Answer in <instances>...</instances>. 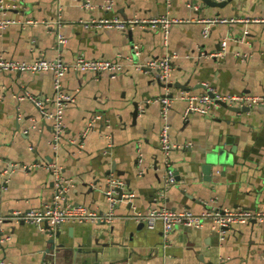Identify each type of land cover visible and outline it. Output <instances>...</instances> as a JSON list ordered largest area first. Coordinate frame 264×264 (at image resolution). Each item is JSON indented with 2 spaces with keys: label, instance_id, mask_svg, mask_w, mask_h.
Here are the masks:
<instances>
[{
  "label": "crops",
  "instance_id": "0c3cea01",
  "mask_svg": "<svg viewBox=\"0 0 264 264\" xmlns=\"http://www.w3.org/2000/svg\"><path fill=\"white\" fill-rule=\"evenodd\" d=\"M85 2L90 6H83ZM104 4L105 0H15L4 11L7 18H34L50 25L12 23L0 29V56L73 61L83 53L88 58L125 60L134 56L137 45L136 61L172 55L170 80L193 92L210 85L225 94L264 96V22L253 20L264 18V0H229L222 7L202 0H114L111 9ZM159 15L180 20L170 25L167 44L159 28L120 30L83 24ZM215 16L229 21L212 24L204 36L203 19ZM58 18L61 28L56 26ZM57 32L64 35L63 44H57ZM222 50L223 55H212ZM61 81L74 100L65 108V134L54 148L52 119L29 99H18L25 92L48 98L46 107L53 111V72H0V214L41 207L56 190L53 170L48 168L18 169L5 176L4 170L14 162L55 164L70 181L67 201L100 212L110 207L103 189L111 173L126 182L139 211L157 203L195 213L211 205L264 206V105L241 112L221 105L207 114H186L187 101L176 100L169 122L171 139L180 144L170 155L178 182L166 188L159 142L164 119L156 98L182 89L165 86L150 69L139 71L129 63L114 78L71 69ZM136 104L139 114L134 117ZM96 112L105 114L110 126L98 121L79 139ZM216 145L223 146L228 162L206 175L202 158ZM6 178L8 187L2 190ZM132 212L129 203H120L113 221H67L58 235L47 233L44 224L6 220L3 232L10 238L2 243L0 258L4 264H264V224L234 225L223 241L211 222L199 228L178 226L165 238L161 224L148 229L144 222L125 217Z\"/></svg>",
  "mask_w": 264,
  "mask_h": 264
},
{
  "label": "built area",
  "instance_id": "2783aa9c",
  "mask_svg": "<svg viewBox=\"0 0 264 264\" xmlns=\"http://www.w3.org/2000/svg\"><path fill=\"white\" fill-rule=\"evenodd\" d=\"M223 1V0H216ZM15 0H0V29L8 27L12 23H21L23 27L38 25L43 23L49 26L48 21H40L34 18H27L22 21L7 18L5 12L8 8L14 6ZM114 0H105L104 6L107 9L113 7ZM89 7V2L82 4ZM62 8L58 2L57 9L60 11ZM60 15V14H59ZM255 21H263L264 18L253 19ZM180 21L179 19L168 17L167 15H159L145 19H124V18H103L92 19L83 21L86 27L96 28H116L120 30H127L139 26L141 28L160 29L164 35V42L167 44L169 36L170 25L174 22ZM227 18L215 16L203 19L205 22L204 36L209 32V27L214 23L228 22ZM63 22L61 18L56 21L57 28H61ZM65 37L60 32H57V44H63ZM224 51L212 53V55H223ZM140 55L139 47L136 45L134 49V56H126L125 60L122 59H106V58H88L83 53L76 55L73 61H64L62 58L57 57L54 59L38 58L32 61L19 60L14 58H6L0 56V72H42L51 71L54 74V85L56 94L51 99L54 110L49 111L46 107L48 98L35 96L30 92H25L23 95L19 94L18 99H29L41 111L43 116L52 119L53 125V140L54 148L58 147V143L65 134L66 123L64 120V112L68 102L74 100V95L64 92L62 88V77L66 72L73 69L76 71H89L96 76L102 73H108L111 77H116L124 69L127 63L131 64L136 70L156 69L160 73V79L163 85L168 86L171 74L174 70L173 56L166 54L148 59L147 61H136V57ZM239 55V53H237ZM135 57V58H134ZM186 100L188 103L186 114L189 112H199L207 114L215 106L226 104L227 106H247L253 107L254 105H264V96L259 94H252L247 92L240 93H221L215 87L205 85V90L201 92H193L191 90H182L177 93L166 91L163 95H159L156 100L160 106V114L164 119V123L159 132L160 150L163 154V168L165 187L168 188L178 182L176 170L171 161V152L173 149L180 147V144L172 141L171 139V125L169 122V112L176 100ZM98 121H103L107 127L110 126V119L101 112L94 113L87 124L86 129L80 134L79 139L87 136L94 124ZM33 149V146L30 147ZM142 164L141 155L139 156V165ZM48 168L53 170L55 177L56 190L51 199L45 202L41 207L30 208L26 210H14L10 214H0V250L2 243L10 238L8 234L3 232V224L6 220H13L15 222H27L32 224H44L47 231L55 233L60 226L67 221H113L118 214L115 213V208L120 203H129L133 207V212L125 217L135 220L136 222H144L148 229H154L158 224H161L165 238H167L174 228L178 226L199 228L206 222H211L217 229L220 239L223 241L226 237L227 231L234 225L256 222L264 224V206L261 208H247L243 206L238 207H220L211 205L201 211L195 213L189 208L181 210L172 209L165 205L157 203L155 206L149 207L147 211H139L133 206L134 193L128 189L126 182L118 175L111 173L107 176V187L104 193L109 202V210L100 212L86 204H71L67 201L68 193L70 190V181L66 179L60 167L53 163H11V169L4 170L5 176L18 169L30 171L34 168ZM143 171V170H142ZM9 178L4 180L1 185L2 190L7 189ZM0 264H4L0 258ZM223 264V263H218Z\"/></svg>",
  "mask_w": 264,
  "mask_h": 264
},
{
  "label": "water",
  "instance_id": "95a60500",
  "mask_svg": "<svg viewBox=\"0 0 264 264\" xmlns=\"http://www.w3.org/2000/svg\"><path fill=\"white\" fill-rule=\"evenodd\" d=\"M205 4L209 5V6H213V7H222L223 5L227 4L229 0H223V1H216V0H202ZM151 71H153V73H155L158 76V79L160 81V83L164 84L163 81L160 79V73L158 70L156 69H150ZM169 87H180V89L182 90H191L192 87H188L187 85H181V83H177V82H169L168 83ZM200 86H203L202 84ZM225 107H227L228 109L235 111V112H241V111H248L251 108L247 107V106H227L226 104H223ZM139 114V106L136 104L135 105V111L133 112L134 117H137V115ZM228 158V155L224 154V150H223V146L221 145H216L215 147L209 149L206 152V155L203 159V161L201 162V166H202V170L206 175H210V173L215 169L214 167L220 164H224L227 163L226 159ZM255 222V221H254ZM48 233V231H47ZM50 233V232H49ZM56 235H58V233L56 232ZM55 239L51 238L50 242L51 243H55L54 242Z\"/></svg>",
  "mask_w": 264,
  "mask_h": 264
}]
</instances>
